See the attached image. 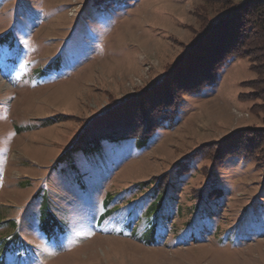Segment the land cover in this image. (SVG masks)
Returning a JSON list of instances; mask_svg holds the SVG:
<instances>
[{
	"label": "rangeland",
	"instance_id": "obj_1",
	"mask_svg": "<svg viewBox=\"0 0 264 264\" xmlns=\"http://www.w3.org/2000/svg\"><path fill=\"white\" fill-rule=\"evenodd\" d=\"M216 7L0 0L2 264H264V109L248 58L149 139L73 149L103 116L120 123L143 95L160 100L172 65L178 84L204 76L180 57ZM42 207L63 232L51 226L48 241Z\"/></svg>",
	"mask_w": 264,
	"mask_h": 264
},
{
	"label": "trees",
	"instance_id": "obj_2",
	"mask_svg": "<svg viewBox=\"0 0 264 264\" xmlns=\"http://www.w3.org/2000/svg\"><path fill=\"white\" fill-rule=\"evenodd\" d=\"M200 1L202 3L204 1V4L217 5L215 14L209 15L200 12V26L180 58H182L181 61L185 58L194 61L197 58L201 61L199 69L204 76H197L198 79L193 82H190L194 79L189 76L188 78L191 77V79L187 80V83L178 84L176 79H172L177 71V68L172 65L154 84L156 88L160 87L159 90H166L164 96L161 95L162 92L155 93L160 100L154 98L149 102L146 98L147 95H143V97L141 95L142 100L138 103V108L131 111L129 115L127 114L125 118L119 119L120 123L108 124L104 121L107 116H103L100 125L91 126L88 129L89 134L87 128L84 127L81 136L76 141L74 150L95 149L103 142L149 139L158 129L175 121L184 97L214 86L218 81L220 71L230 62L239 58H248L251 70L256 73V78L251 82L252 94L264 109V0ZM3 37L0 38V41L5 40ZM184 54L186 55L184 56ZM216 155L214 158L220 160L219 150ZM260 160L258 159V162H261ZM38 225L47 241L54 235L50 234L51 226L58 229L57 235L63 233L59 221L50 215L44 207L41 209ZM10 237L16 243H23V239L17 231H14ZM154 238V231L151 230L148 243H153ZM6 252H10L8 247L0 248V264H2V256Z\"/></svg>",
	"mask_w": 264,
	"mask_h": 264
}]
</instances>
